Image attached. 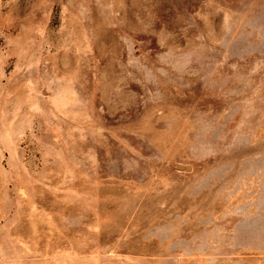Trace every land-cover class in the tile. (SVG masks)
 Segmentation results:
<instances>
[{"label": "rangeland", "instance_id": "1", "mask_svg": "<svg viewBox=\"0 0 264 264\" xmlns=\"http://www.w3.org/2000/svg\"><path fill=\"white\" fill-rule=\"evenodd\" d=\"M0 264H264V0H0Z\"/></svg>", "mask_w": 264, "mask_h": 264}, {"label": "water", "instance_id": "2", "mask_svg": "<svg viewBox=\"0 0 264 264\" xmlns=\"http://www.w3.org/2000/svg\"><path fill=\"white\" fill-rule=\"evenodd\" d=\"M177 168H178V169H184V170L189 171L191 167H190V165H181V164H179V165L177 166Z\"/></svg>", "mask_w": 264, "mask_h": 264}]
</instances>
